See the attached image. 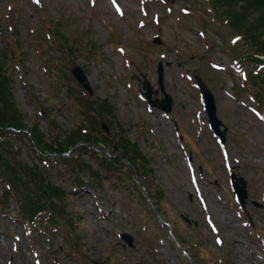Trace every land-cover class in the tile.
Here are the masks:
<instances>
[{
    "label": "rangeland",
    "instance_id": "1",
    "mask_svg": "<svg viewBox=\"0 0 264 264\" xmlns=\"http://www.w3.org/2000/svg\"><path fill=\"white\" fill-rule=\"evenodd\" d=\"M207 6L206 0H0V62L24 130L37 133L42 148H52V123L62 131L87 126L78 105L83 94L109 106L153 171L142 177L149 206L134 185L141 168L127 176L129 166L120 161L111 170L101 157L108 159L113 148L101 141L100 155L75 150L66 153V162L41 156L27 133L5 140L0 133V149L20 164L37 166L65 191L71 221V228L53 225L43 213L31 221L29 194L14 189L0 168V264H264V87L242 82V70L250 74L256 67L251 61L235 67L236 61L250 51H244L243 39L231 46L237 33L215 21ZM257 14L253 4L250 20ZM58 26L70 51L55 40ZM158 63L173 100L168 115L141 95L145 78L152 97L162 98ZM75 64L92 95L70 76ZM194 76L213 94L217 116L228 128L224 145L208 128ZM83 162L102 177L94 178ZM191 169L215 235L204 224ZM231 172L247 181L245 213L234 200Z\"/></svg>",
    "mask_w": 264,
    "mask_h": 264
},
{
    "label": "trees",
    "instance_id": "2",
    "mask_svg": "<svg viewBox=\"0 0 264 264\" xmlns=\"http://www.w3.org/2000/svg\"><path fill=\"white\" fill-rule=\"evenodd\" d=\"M258 2L261 3L258 4ZM253 4H256V12H258V16L250 20L249 14ZM209 5L210 8L214 10L217 17L219 16L224 19L227 18L228 21H226L229 23V26L235 32L242 35L248 42L250 48L254 50L253 54L264 52V0H211ZM257 6L261 8V11L258 10ZM58 30L59 26L56 35L65 41V38L62 37ZM253 54L251 56L253 62H262V60L253 57ZM250 78L253 80V83L258 80L257 76L252 75ZM8 82L7 69H5V65L0 62V128L4 129L6 127H11L13 129H19L22 121L20 114L12 104V95L10 94V88L8 90ZM259 82L264 84V77L260 79ZM89 109L98 117H111L110 108L105 102L90 104ZM86 119H88V116ZM88 121L89 126L92 129L95 128L96 120L90 118ZM116 127L117 132L124 135L125 131L122 127L117 124ZM32 137L38 147L43 149L41 147L39 135L33 132ZM72 138L74 139L63 148L64 150L80 142L91 144L93 142L92 139L95 137L93 131L92 134L89 135L77 131L72 133ZM60 139L61 136H58L57 141H60ZM94 142L97 144L96 140H94ZM57 144L61 145L60 143ZM113 144L116 145L118 150H121L124 153L133 165L134 156L141 159L143 164H146L145 158H143L138 151L134 152V146H131L126 139L122 138L117 144L115 142H113ZM55 145L56 144H54L52 148H44V150L47 149L46 151L56 152L57 145L56 147ZM5 147L7 148L8 146ZM0 168L3 170L5 177L12 181L14 189L25 195L29 194L26 198V208L33 212L32 215L42 209L49 208L56 210L59 208L64 192L62 189L50 185L40 169L23 166L4 149H0ZM87 168L90 172L92 171L90 167L87 166ZM95 175V177L99 179L101 178L100 174ZM52 221L55 222V219Z\"/></svg>",
    "mask_w": 264,
    "mask_h": 264
},
{
    "label": "water",
    "instance_id": "3",
    "mask_svg": "<svg viewBox=\"0 0 264 264\" xmlns=\"http://www.w3.org/2000/svg\"><path fill=\"white\" fill-rule=\"evenodd\" d=\"M71 73L89 92H91L90 88L88 86V83L85 79V76H84L82 70L80 69V67H78V66L73 67L71 70ZM157 73H158V85H159V87H160V89L164 95V99H162L161 101H159V100L153 101L151 99L152 89L150 88L148 82H146V81L144 82V89L146 90L145 97L147 98V100L150 104H152L153 106H155V107H157V108L168 113L171 111L172 99L170 98V96H168L164 92V89H163V84H162L163 69H162L161 65L158 66ZM196 79H197V83L199 85V89H200V91L204 97V103H205V107H206V111H207V115L209 118L210 125L219 134V136L222 138V140H224L225 130L224 131L220 130V126L222 125V122L216 116V106H215L214 97H213L212 93L206 88L204 83L199 78H196ZM243 187H244L243 182H242V187L237 186V191H238L242 201L245 197V192L243 191ZM125 237L128 239L129 242H131L130 237H128L127 235H125Z\"/></svg>",
    "mask_w": 264,
    "mask_h": 264
},
{
    "label": "bare ground",
    "instance_id": "4",
    "mask_svg": "<svg viewBox=\"0 0 264 264\" xmlns=\"http://www.w3.org/2000/svg\"><path fill=\"white\" fill-rule=\"evenodd\" d=\"M163 59H165V56L163 57ZM186 140L188 141L189 144L193 145V141L189 136L186 137ZM99 241H102V240H99Z\"/></svg>",
    "mask_w": 264,
    "mask_h": 264
}]
</instances>
